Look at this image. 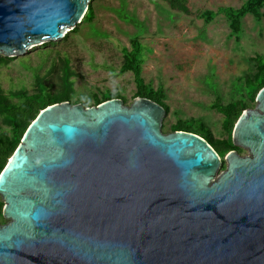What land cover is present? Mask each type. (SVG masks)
Returning <instances> with one entry per match:
<instances>
[{"label": "water", "instance_id": "95a60500", "mask_svg": "<svg viewBox=\"0 0 264 264\" xmlns=\"http://www.w3.org/2000/svg\"><path fill=\"white\" fill-rule=\"evenodd\" d=\"M92 0H0V57L82 23ZM224 161L166 109L69 101L42 110L0 175V264H264V88Z\"/></svg>", "mask_w": 264, "mask_h": 264}, {"label": "rangeland", "instance_id": "374dc122", "mask_svg": "<svg viewBox=\"0 0 264 264\" xmlns=\"http://www.w3.org/2000/svg\"><path fill=\"white\" fill-rule=\"evenodd\" d=\"M246 0H188L190 15L173 11L164 0H93L92 20L83 19L60 40L34 47L24 56L0 63V85L7 94L36 91L37 75L45 76L57 55L68 57L76 71L75 93L83 104L95 96L119 92L130 106L136 97L131 72L121 73L124 48L139 37L143 53V77L147 86L164 87L169 107L162 131L172 133L179 120L199 119L216 139H226L223 116L211 109L217 98L227 104L248 101L243 79L256 72V57L264 59V9L261 20L248 15L243 29L234 35L224 16L205 25L203 11L219 7L239 8ZM5 58V57H0ZM54 82V80L52 81ZM250 101V108L256 106ZM3 120L0 117V126ZM247 156L248 151L239 148ZM227 164L223 161L222 171ZM0 203H4L0 197ZM8 221L0 216V224Z\"/></svg>", "mask_w": 264, "mask_h": 264}, {"label": "trees", "instance_id": "16d2710c", "mask_svg": "<svg viewBox=\"0 0 264 264\" xmlns=\"http://www.w3.org/2000/svg\"><path fill=\"white\" fill-rule=\"evenodd\" d=\"M164 1L169 4L173 11L186 15L191 14L188 8V0ZM263 9L264 0H246L239 8L223 6L215 11H203L199 14V18L204 21L205 25H209L217 17L224 16L232 33L239 35L243 29L244 19L248 15H252L256 19L261 20ZM93 17L94 12L90 4L84 19L90 21ZM144 50L145 48L139 37L133 38L130 42V48L123 49L124 58L121 73L131 72L133 74L136 83V97L151 99L168 111L169 107L165 102L167 96L164 87L153 89L145 83L143 77ZM9 61L10 59L0 58L1 64H7ZM255 61V74L246 76L241 85L244 86L248 101L234 100L225 104L221 98H217L211 105L212 110L223 116V127L228 134L226 139H216L209 128L201 120L195 118H191L188 122L179 120L172 127V132L184 131L199 135L216 150L222 159L231 151H239V148L234 146L232 140L234 127L243 112L250 108V101H256L259 92L264 88V59L259 56L255 58ZM76 75V71L71 66V60L59 54L53 58L52 67L45 76L37 75L35 92L30 93L22 90L7 94L0 85V117L3 120V125L0 126V175L20 145L26 131L40 112L54 104L72 101L75 93L74 77ZM53 80L54 82H52ZM110 99H122L125 101V98L119 92L114 94L106 93L101 98L95 96L93 104L87 103L86 107L96 106ZM80 103H84L81 98L73 104ZM3 210L4 203H0V216L3 215Z\"/></svg>", "mask_w": 264, "mask_h": 264}, {"label": "flooded vegetation", "instance_id": "af4514ba", "mask_svg": "<svg viewBox=\"0 0 264 264\" xmlns=\"http://www.w3.org/2000/svg\"><path fill=\"white\" fill-rule=\"evenodd\" d=\"M238 152V151H237ZM223 161H224V159H223ZM222 166H223V164H222Z\"/></svg>", "mask_w": 264, "mask_h": 264}]
</instances>
